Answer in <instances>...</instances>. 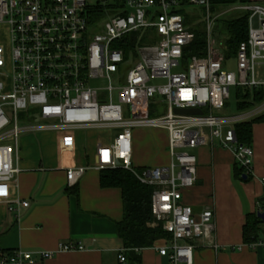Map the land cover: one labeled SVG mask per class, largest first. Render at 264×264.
<instances>
[{
	"label": "built area",
	"instance_id": "obj_1",
	"mask_svg": "<svg viewBox=\"0 0 264 264\" xmlns=\"http://www.w3.org/2000/svg\"><path fill=\"white\" fill-rule=\"evenodd\" d=\"M192 6L204 10L202 29L183 14ZM232 10L250 13L248 39L234 53L228 35L216 30L225 12L213 10L211 0H118L100 7L99 14L89 0H0V203H8L9 211L30 205L12 199L21 135L62 133L61 147L68 151L75 132L106 130L113 139L98 142L95 167H122L153 186L151 226L172 236L158 252L171 264H193L196 241L209 237L214 212L197 213L183 202L184 190L198 179V157L191 150L208 143L228 149L252 175L255 150L239 141L236 125L264 115V101L222 113L231 88L264 87V5L236 3ZM198 31L205 37L204 53L189 54ZM177 108L203 112L182 115ZM136 129L167 132V164L134 167ZM86 170L67 169L68 185L77 184ZM59 245L58 251L0 253V264H32L35 256L84 248ZM243 247L264 253V240ZM119 258L127 260L124 254Z\"/></svg>",
	"mask_w": 264,
	"mask_h": 264
},
{
	"label": "crops",
	"instance_id": "obj_2",
	"mask_svg": "<svg viewBox=\"0 0 264 264\" xmlns=\"http://www.w3.org/2000/svg\"><path fill=\"white\" fill-rule=\"evenodd\" d=\"M252 2L264 5V0ZM142 132L149 139L148 154H155L158 147L153 145V137L157 141L156 137L161 136L167 146L164 129ZM97 133L75 132V146L68 151L62 150V133L46 131L22 137L21 170L11 183L12 199L25 200L30 205H15L18 210L9 211L8 203H0V253L20 249L58 251L60 243L72 242L84 248L59 251L46 259L35 256L32 264H129L119 258L125 251L117 228L125 214L122 190L104 188L102 170L95 167L98 142H111L113 137ZM252 136L253 174L246 179L235 176L232 151L209 143L191 150L198 157V179L194 187L184 190L183 202L197 213L206 208L214 212L209 237L196 241L193 264H264L260 249L240 248L246 244L244 226L248 216L262 210L264 202V120L253 125ZM137 145L135 140L134 152ZM165 157L149 164L154 155L146 159L136 155L134 167L162 166L170 161L169 153ZM76 167H86V173L77 184L69 186L66 170ZM259 238L264 240V222ZM164 245L162 240L152 248H137L136 253L142 257L140 264H171L168 256L158 252Z\"/></svg>",
	"mask_w": 264,
	"mask_h": 264
},
{
	"label": "trees",
	"instance_id": "obj_3",
	"mask_svg": "<svg viewBox=\"0 0 264 264\" xmlns=\"http://www.w3.org/2000/svg\"><path fill=\"white\" fill-rule=\"evenodd\" d=\"M213 10L230 7L236 3L247 4L252 0H211ZM100 7H94L95 14H99ZM250 13L243 12L232 16V18H223L221 22V32L228 35L227 44L231 53L237 50V46L248 39L250 26ZM197 39L189 49V54L202 55L205 47V37L199 31L196 33ZM239 95V110L250 109L264 101V87L243 89L237 88ZM264 120V115L258 116L250 122L236 125L237 136L243 144L252 145L253 125L256 122ZM235 176L243 178L246 170L235 162ZM140 171L143 169L139 168ZM247 175V174H246ZM251 176V175H247ZM101 185L106 187H117L122 190L124 199V218L117 224L120 237L125 243L124 255L127 257L129 264H140L142 257L136 253V249L152 248L158 241L171 239L170 233L165 231L160 225L151 226L153 223V212L151 211L153 186L141 183L133 171L118 168L106 169L101 173ZM264 211V202L262 208ZM244 226L245 243L249 244L259 240V229L263 221L257 213L249 215Z\"/></svg>",
	"mask_w": 264,
	"mask_h": 264
},
{
	"label": "rangeland",
	"instance_id": "obj_4",
	"mask_svg": "<svg viewBox=\"0 0 264 264\" xmlns=\"http://www.w3.org/2000/svg\"><path fill=\"white\" fill-rule=\"evenodd\" d=\"M117 1L118 0H89V3L93 7H109V6H114L117 3ZM231 7L232 6L224 7V8H220L219 9V11L225 12V14L218 19L219 21H218V24H217L218 25L217 29H216L217 31L221 30V25L220 24H221L223 18L229 19V18H232V16H235V15H238V14H242V12L237 11V10L228 11V10L231 9ZM183 14L187 15L188 21L190 22V24L192 26H194L193 27L194 29H196V30L197 29H202L203 24L201 23V21H202L203 16H204V10H202L201 8L192 6V7H188L187 9H185L183 11ZM139 34L140 33H136L135 34L136 37ZM234 68H235V66L232 67V69H234ZM263 71H264V67H263ZM103 84H104V82H103ZM230 93H231V95H230V99H229V101L227 103V106L222 111V113H224V114H228V113L236 114L239 111V107H238L239 95H238V92H237V87L231 88L230 89ZM115 98H116V101L118 102V96L117 95H115ZM45 122H48V121L45 120V121H43L41 123H45ZM135 131H134V137H135L136 142L138 141V145H137V148L135 149L136 151L134 152L135 153V157L134 158H136V155H137V156H140V157L142 156V158L146 159L147 156L154 155L153 159L152 158L149 159V161H150L149 164H153V162L155 161L154 159H158V158L164 159V158H166L165 156L168 153V143H167V146H166L164 138H162L161 136H157L156 137L157 141H155V139L153 137V145H156L158 147H157V149L155 151L156 152L155 154H152V153L148 154V152H146L148 150L146 146L149 143V139H147L145 134H143L142 129H137V131L136 132ZM106 132H107L106 130H104V131H98L97 130L96 131L97 134L103 135V136H104V134ZM38 133L37 132H31V133H26V134L21 135V137L19 138L20 146H21V139H22L23 136L24 137L25 136H32V135H37ZM117 133H118V131H113V135L114 136ZM35 142H37L36 139H35ZM161 145H163V146H161ZM133 164H135V161H133Z\"/></svg>",
	"mask_w": 264,
	"mask_h": 264
},
{
	"label": "water",
	"instance_id": "obj_5",
	"mask_svg": "<svg viewBox=\"0 0 264 264\" xmlns=\"http://www.w3.org/2000/svg\"><path fill=\"white\" fill-rule=\"evenodd\" d=\"M251 25L253 28H257L259 26V19H258V15H253L251 17ZM176 114H182V115H192V114H202V110L201 109H197V108H191V109H181V108H177L175 110ZM243 178L246 179L247 175L244 174ZM258 217L264 222V211L259 210L257 212ZM1 230V229H0Z\"/></svg>",
	"mask_w": 264,
	"mask_h": 264
}]
</instances>
